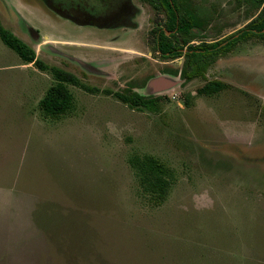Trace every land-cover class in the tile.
<instances>
[{
	"label": "rangeland",
	"instance_id": "1",
	"mask_svg": "<svg viewBox=\"0 0 264 264\" xmlns=\"http://www.w3.org/2000/svg\"><path fill=\"white\" fill-rule=\"evenodd\" d=\"M91 1L100 26L48 0H0L3 26L94 89L69 84L72 109L47 117L39 102L53 72L0 38V264H264V42L220 57L207 79L227 87L204 95L208 80L182 79L184 57L157 51L165 14L150 0ZM194 1L214 14L198 41L259 13ZM130 88L159 109L116 96ZM147 155L172 175L160 203L132 163Z\"/></svg>",
	"mask_w": 264,
	"mask_h": 264
},
{
	"label": "trees",
	"instance_id": "2",
	"mask_svg": "<svg viewBox=\"0 0 264 264\" xmlns=\"http://www.w3.org/2000/svg\"><path fill=\"white\" fill-rule=\"evenodd\" d=\"M48 6L59 9L62 14H68L69 6L76 5L88 10L90 0H48ZM95 1V0H92ZM91 1V2H92ZM97 1V0H96ZM256 9L259 14L255 16L242 30V33L230 40L223 46L225 40L213 43L202 42L198 45H188L195 39V29H205L213 19L210 11L204 6L197 5L194 0H150L156 10H164L165 19L154 29L155 45L163 58H178L185 55L184 66L181 77L185 82L196 78L206 80V73L214 61L221 55L226 54L235 48L240 41L257 38L264 41V0H246ZM95 7V6H94ZM0 38L4 44L14 50L24 63H34L42 70H51L56 82L40 100L39 105L47 117H58L69 112L74 104V97L69 89V84L81 86L87 90H94L88 87L80 78L72 72L60 67H50L39 59L33 47L27 44L13 31L7 29L0 20ZM188 45V51L184 49ZM227 84L222 80H208L198 92L204 95H213L225 89ZM128 92L116 93V96L132 107H145L156 111L160 106L159 97H147L133 89ZM186 103H188L186 101ZM133 165L138 169V174L145 191L151 194L156 203L165 198L170 182L171 172L167 165L155 156L143 158L134 157Z\"/></svg>",
	"mask_w": 264,
	"mask_h": 264
},
{
	"label": "flooded vegetation",
	"instance_id": "3",
	"mask_svg": "<svg viewBox=\"0 0 264 264\" xmlns=\"http://www.w3.org/2000/svg\"><path fill=\"white\" fill-rule=\"evenodd\" d=\"M96 1V0H95ZM98 1V0H97ZM99 1H101V0H99ZM102 1H107V0H102ZM240 2H243V1H246V0H239ZM195 2V1H194ZM247 2V1H246ZM48 5V4H47ZM198 5V4H197ZM252 5V4H251ZM200 6V5H199ZM202 6V5H201ZM50 7V6H49ZM70 7V9H69V11H68V14L66 13L64 16H65V18L67 17L68 19H72V20H76L77 18H76V15H81L82 13L83 14H85L86 16H87V18L88 19H92V22H89V24H91V25H96V26H100V21H101V18H99V17H97L95 14H93V13H91L89 10H87L86 9V11H84L85 9L84 8H80V7H78V6H76V5H71V6H69ZM52 10H54L55 12H57L58 14H61L62 15V13L59 11V9L57 10V9H53L52 7H50ZM135 8V7H134ZM207 8V7H206ZM136 9V8H135ZM156 9V8H155ZM256 9V8H255ZM207 10L208 11H210V14L212 15V17H213V19L211 20V22H210V24L209 25H207L206 26V28L205 29H195L194 31H195V33H196V37H195V39L194 40H192L188 45H198V44H200V43H202V42H209V43H213V42H216V41H219V40H225V41H223L222 43H221V45L220 46H223V45H225L229 40H230V37L231 36H233V38H235V37H238L241 33H242V30L246 27V26H244V27H242V28H240V29H238L237 31H235V32H233V33H231L230 35H227L226 37H224V38H222V39H219V40H215V41H206V40H200V41H198L197 39H198V31L200 30V31H207L210 27H211V25L213 24V21H214V14H213V11H211V9H209V8H207ZM259 10V9H258ZM71 11H73V12H71ZM160 11H162V12H164V10H160ZM75 12H77V13H75ZM74 13V14H73ZM164 14H165V12H164ZM259 14V13H258ZM257 14V15H258ZM256 15V16H257ZM76 18V19H75ZM86 17L84 18L85 20H88ZM198 30V31H197ZM252 39H256V40H259V39H257V38H251V39H249V40H252ZM249 40H244V41H240V42H238L237 44H236V46H235V48L234 49H232L231 51H229L228 53H226V54H221L217 59H216V61L220 58V57H222V56H225V55H227V54H229V53H231V52H233L234 50H236L237 49V47H238V45L239 44H241V43H243V42H246V41H249ZM198 41V42H197ZM260 41H262V40H260ZM264 42V41H263ZM188 45H186V47H185V49H184V52L186 53L187 51H188ZM159 52V51H158ZM160 54V53H159ZM181 57H184L185 58V55H182ZM178 58H180V57H178ZM185 61V60H184ZM216 61H214V63L216 62ZM213 63V64H214ZM183 66H184V63H183ZM183 66H182V69H183ZM211 67V66H210ZM182 69H181V72H182ZM208 71H209V69H208ZM208 71H207V73H206V81L208 80L207 79V74H208ZM181 74V73H180ZM199 79H201V78H199ZM204 80V79H203ZM214 80V79H213ZM219 80V79H218Z\"/></svg>",
	"mask_w": 264,
	"mask_h": 264
}]
</instances>
